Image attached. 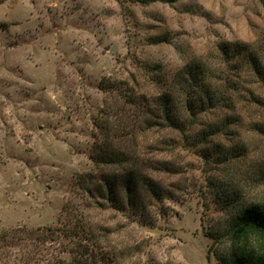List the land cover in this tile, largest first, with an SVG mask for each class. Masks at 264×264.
Here are the masks:
<instances>
[{"label": "rangeland", "instance_id": "374dc122", "mask_svg": "<svg viewBox=\"0 0 264 264\" xmlns=\"http://www.w3.org/2000/svg\"><path fill=\"white\" fill-rule=\"evenodd\" d=\"M235 42L264 65V0H0V264H221L264 204V80ZM95 141L171 165L144 167L155 225L79 184Z\"/></svg>", "mask_w": 264, "mask_h": 264}, {"label": "trees", "instance_id": "16d2710c", "mask_svg": "<svg viewBox=\"0 0 264 264\" xmlns=\"http://www.w3.org/2000/svg\"><path fill=\"white\" fill-rule=\"evenodd\" d=\"M226 47L227 50L230 49L245 55L254 65L257 74L264 80V65L257 52L249 50L248 45L242 42H235ZM204 86L207 88L206 96L210 103L216 105L219 102V97L214 95L216 88L214 87V89L211 83ZM119 88L116 85L113 86V90ZM173 98L170 92L162 94L159 97V110L163 112L166 126L180 129L185 124V119L176 114L180 109ZM198 100L202 101L203 97L196 99L192 96L193 103L189 106L198 104L196 103ZM119 139L123 140V135L119 136ZM106 142L107 144H100L95 141L91 154L95 169L97 168L96 172L99 173L83 174L78 181L79 184L83 185L85 191L95 197L100 204H107L111 208L126 212L141 224L155 225L157 216L149 210L145 197L150 195L160 199L162 188L149 173L145 172V168L150 167L160 171H173V168L167 162L143 163L138 160L130 148L123 149L120 145L115 148L116 146H108L109 142ZM99 200L105 203H101ZM85 226L83 222L80 223V231L85 232ZM89 232L91 235L94 234V242H97L98 236L95 232L92 233L90 229ZM226 235H228L231 245L227 255L219 256L221 264H264V204L252 203L246 206L232 221L231 226L226 230Z\"/></svg>", "mask_w": 264, "mask_h": 264}]
</instances>
